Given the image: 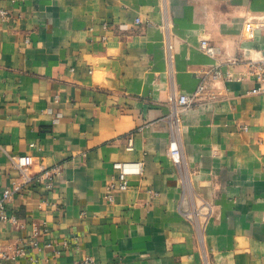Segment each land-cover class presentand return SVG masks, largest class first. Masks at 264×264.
Listing matches in <instances>:
<instances>
[{
  "label": "crops",
  "instance_id": "0c3cea01",
  "mask_svg": "<svg viewBox=\"0 0 264 264\" xmlns=\"http://www.w3.org/2000/svg\"><path fill=\"white\" fill-rule=\"evenodd\" d=\"M263 16L264 0H0V191L20 185L0 249L22 248L0 264H264ZM21 154L31 176L57 169L49 187L24 181Z\"/></svg>",
  "mask_w": 264,
  "mask_h": 264
},
{
  "label": "built area",
  "instance_id": "2783aa9c",
  "mask_svg": "<svg viewBox=\"0 0 264 264\" xmlns=\"http://www.w3.org/2000/svg\"><path fill=\"white\" fill-rule=\"evenodd\" d=\"M1 14L4 18H7V13L4 10H1ZM264 19V16H263ZM136 22H139L137 19ZM201 49L206 55L214 56L216 53L215 47L209 45L206 39H202L201 42ZM230 62H235V60H231ZM251 72L253 73L254 79L256 81V85L251 89L252 93H261L264 94V58H261L258 61L250 60L249 61ZM223 75L221 69H216L209 74L212 80L218 79L220 76ZM205 82L204 79L200 80L197 84L196 88L191 94H179L176 96L172 101V111L169 114L177 119V115L179 111L190 106L192 103L196 102L200 99L202 93L205 90ZM170 116L166 118L168 124L171 123ZM131 146V142L129 140V147ZM168 154L171 159L175 163H179L180 161V151L178 147V139L174 133L170 134L169 140V150ZM33 164V157L30 154H21L16 157L14 160V165L20 175L23 177L25 182L30 181L31 179H35L36 181L43 183L45 186L49 187L51 184V174L53 172H57V169H42L36 176H31L29 173V169ZM141 165L140 161H131V162H115L113 163V167L117 170L116 175L110 181L107 182L105 187L104 197L105 199L111 201L113 200L116 193L127 189L128 182L127 178L133 174H140L141 172ZM20 190V185L15 184L11 188H6L0 191V221L2 222H16V218L13 215H7L4 212V203L9 201L13 195L14 191ZM179 211L184 216H190L191 209L186 199H182L179 205ZM45 246L50 247V243H46ZM22 253V248L18 247L14 250L12 254L7 253L4 250L0 249V260H7L9 258H13L18 256ZM72 264H96L94 260L86 256L81 260L74 261Z\"/></svg>",
  "mask_w": 264,
  "mask_h": 264
}]
</instances>
